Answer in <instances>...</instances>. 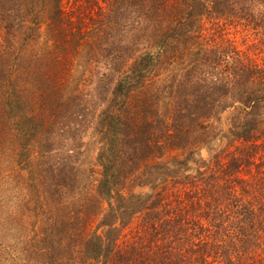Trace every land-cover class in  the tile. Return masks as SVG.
Returning <instances> with one entry per match:
<instances>
[{"label":"trees","instance_id":"1","mask_svg":"<svg viewBox=\"0 0 264 264\" xmlns=\"http://www.w3.org/2000/svg\"><path fill=\"white\" fill-rule=\"evenodd\" d=\"M231 27L262 54L264 0H0V264H264V64ZM76 48L89 67L65 93ZM102 61L111 98L86 88ZM184 61L169 116L133 104ZM89 118L100 178L83 190Z\"/></svg>","mask_w":264,"mask_h":264},{"label":"rangeland","instance_id":"2","mask_svg":"<svg viewBox=\"0 0 264 264\" xmlns=\"http://www.w3.org/2000/svg\"><path fill=\"white\" fill-rule=\"evenodd\" d=\"M256 31L249 29L244 31L243 28H233L231 27V35L230 37L235 40L236 44L242 48L243 50H250V54L254 56V58H257L259 56V60L261 64H264V52L262 54L259 53L260 50L253 47V45L257 44L260 36H257ZM247 36V40L250 42V44L247 43L245 37ZM45 40V39H44ZM88 51H90L89 48L83 49L81 52H79L76 48V55L73 58L71 64H68L65 67V72L67 75L65 78L64 84V90L65 93H72L74 90H76V86L80 79L82 78V74L85 72V67H89L87 64V60H82L84 58V54H86ZM207 52L211 58L214 59V54H212L211 49H207ZM262 58V59H260ZM194 60V59H193ZM218 60L225 61L223 57L220 56ZM105 62H100L97 66L95 64L91 65V68H94L91 70L93 77L89 78V82L87 83L88 89L95 88L96 93L100 94V96H104V98H111L110 89L112 85L110 84L109 78H103V81H99V79H96L97 76H100L99 74L103 73ZM82 66V68L80 67ZM191 64L188 61H184L182 63H170L167 66H164L161 71H155L153 74H151L147 80V82L142 85V87L139 89L135 95L137 96L134 98V96L131 99H134L133 104L136 103L140 106L142 100L145 98L150 103H154L156 107H158L160 113L162 116H169L170 110L172 108L173 104V88L176 80H178L181 75H186L187 70L190 68ZM215 66V65H214ZM224 66V64L220 63L216 68V71L214 74H218V72L221 73V67ZM95 74V76H94ZM102 75V74H101ZM102 77V76H101ZM105 91V89H107ZM86 93H89L88 90L85 91ZM157 95H161V99L157 97ZM95 97L88 98L89 106L94 105L95 103ZM226 103H231L230 99L225 101ZM109 102L102 103L101 101H98V104L94 107V110L92 113L98 114L99 111L103 110ZM221 109V108H220ZM217 110L216 115L211 120V124L214 126L219 125L218 118L219 116L222 118L223 124L221 126L222 129H225V122L228 124V119H231V112L227 111L226 113L220 114L221 110ZM90 123L87 124L85 132L83 136V146H82V154L80 157V161L78 164V178L80 181V187L81 189L86 188H93L96 185L97 180L100 178V167L98 166V154H99V148H100V136L96 130L95 121L93 118H89ZM222 142L221 140H217L213 145L210 147H205L200 152V157L202 158H210L214 154V149L218 146H221ZM220 148V147H219ZM216 150V149H215ZM173 155L169 158L172 159L173 156L181 157L184 153L182 151H173ZM32 206V204H31ZM26 214L29 215V218H26V224L27 221L31 224L36 221V219L32 216V211L28 209L26 210ZM37 225V224H36ZM22 231V230H21ZM23 232V231H22Z\"/></svg>","mask_w":264,"mask_h":264}]
</instances>
